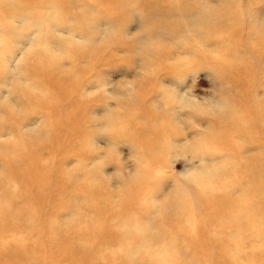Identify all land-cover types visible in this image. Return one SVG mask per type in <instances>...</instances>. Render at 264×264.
Returning <instances> with one entry per match:
<instances>
[{
    "label": "rangeland",
    "instance_id": "1",
    "mask_svg": "<svg viewBox=\"0 0 264 264\" xmlns=\"http://www.w3.org/2000/svg\"><path fill=\"white\" fill-rule=\"evenodd\" d=\"M0 264H264V0H0Z\"/></svg>",
    "mask_w": 264,
    "mask_h": 264
}]
</instances>
